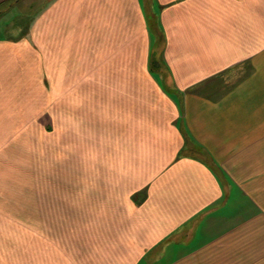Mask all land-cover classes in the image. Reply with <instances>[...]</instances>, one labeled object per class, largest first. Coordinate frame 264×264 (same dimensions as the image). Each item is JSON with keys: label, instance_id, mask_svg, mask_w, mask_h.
<instances>
[{"label": "crops", "instance_id": "1", "mask_svg": "<svg viewBox=\"0 0 264 264\" xmlns=\"http://www.w3.org/2000/svg\"><path fill=\"white\" fill-rule=\"evenodd\" d=\"M0 264H264V0H0Z\"/></svg>", "mask_w": 264, "mask_h": 264}]
</instances>
